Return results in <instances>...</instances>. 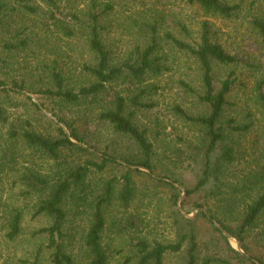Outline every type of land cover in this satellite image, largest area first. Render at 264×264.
Here are the masks:
<instances>
[{
    "label": "rangeland",
    "instance_id": "rangeland-1",
    "mask_svg": "<svg viewBox=\"0 0 264 264\" xmlns=\"http://www.w3.org/2000/svg\"><path fill=\"white\" fill-rule=\"evenodd\" d=\"M2 1L5 9L0 15V81L7 83V92L0 90V106L8 121L0 124V264H52L48 238L41 233L51 226L52 220L37 215L38 202L47 193L26 186L23 177L32 172L52 178L58 172V166L47 156L27 148L22 140H11L10 134L13 130L22 131L29 122L32 130L47 138H57L59 128L71 136L69 128L59 121L61 118L78 129L83 138V143L72 141L87 149V152L67 153V163L97 160L94 154L107 153L123 165L95 175L92 182L102 185L104 180L121 177L127 172V166L139 173L132 174L136 194L131 206L124 208L116 201L107 210L104 243L111 252L109 264H129V258L134 257L133 246L140 239L164 244L176 242L179 233L175 223L177 210L186 219L196 221L200 264L207 259L213 260L211 264H223L222 261L252 264L236 258L234 252L251 257L237 240L224 234L227 231L217 221L222 220L227 226L236 228L242 222L244 208L264 192V186H261L253 191L245 189L243 194L237 195V189L243 188L245 175L257 170V161L264 152V114L258 100L260 94H264V43L251 28L248 13L241 14L239 20L228 21L209 18L198 7L192 8L180 0H95L99 5L98 12H103L107 5L114 7L99 20L102 38L113 53L114 64H122L134 57L139 49H145L151 37L146 24L152 22V17L162 18V37L170 33L191 45L200 42L202 23L209 21L213 32L218 33L216 42L231 55H238L243 62L239 66H215L216 85L235 73L237 83L229 96L231 107L225 121L236 120L242 125L252 123V127L243 136L238 133L232 136L236 161L224 169L217 181L212 180L208 187L187 200V189H193L203 173L204 155L199 148L204 143L205 132L179 118L175 109L181 107L191 116L209 112V107L200 103L197 96L204 92L198 62L165 41L161 52L168 58L169 71L161 77L149 79L142 87H133L129 91H126L128 85L119 83L108 88L98 102L82 107L67 106L39 92L53 87L54 69L63 72L75 91L94 82L84 71V66L97 64L88 43L93 0H55L56 7L48 5L46 0ZM227 1L235 3L239 0ZM251 1L246 0V8ZM257 3L264 7V0ZM180 23L188 33L184 34ZM6 44L21 47L9 51L5 49ZM182 81L192 86L197 94L185 93L180 85ZM14 83L24 89L15 88ZM155 87L158 88L156 91ZM138 88L152 92L143 98L153 107L138 110L134 118L136 126L146 132L154 145L155 173L151 177L147 169L126 163L142 157L137 143L126 135L117 134L97 117L103 108L110 107L116 93L137 94ZM14 146L16 154L11 159L6 150ZM156 179L172 183L181 191L177 206L171 201L170 187L157 183ZM117 189L118 192L121 190L120 184ZM236 195L243 201V208L229 213L223 200ZM185 200L187 203L183 207ZM67 209L70 213L67 252L76 264H86L82 237L89 227V212L78 214L73 203ZM201 211L214 219L202 218L199 216ZM17 213L22 214L21 233L15 241H9L8 224ZM261 236H264V218L246 240L252 254L258 257H264ZM39 251L42 252L37 262ZM184 253L167 254L165 264H186ZM134 263L136 260L130 264Z\"/></svg>",
    "mask_w": 264,
    "mask_h": 264
},
{
    "label": "trees",
    "instance_id": "trees-1",
    "mask_svg": "<svg viewBox=\"0 0 264 264\" xmlns=\"http://www.w3.org/2000/svg\"><path fill=\"white\" fill-rule=\"evenodd\" d=\"M48 5L56 7L55 0H46ZM181 2L198 7L205 16L213 19L222 20H239L241 14L248 13L250 17V26L264 43V7L257 3L258 0L251 1L247 5L246 0H239L230 3L227 0H180ZM94 11L89 13L90 17V39L89 48L96 56L97 64L95 66H84L86 71L94 82L88 86L80 88L78 91L71 88L68 84V79L63 72L56 69L52 72L53 87L47 90H41L39 94L56 99L59 102L72 107H82L88 103L100 101L108 88L123 84L129 87V91L133 87H142L149 79H157L169 71L168 58L162 54V43L167 41L173 45L176 50L186 53L194 58L199 66L201 80L204 92L197 94V91L186 82H181L180 85L187 94L198 96L200 103L209 107V112L203 116H191L181 107L175 109V114L184 121L205 132L203 145L199 150L204 155L203 173L200 180L193 189H187V200L194 194L199 193L204 188L208 187L212 180H218L223 174L224 169L232 165L236 161V149L232 141V136L238 133L240 136L248 133L252 127L242 125L236 120L225 121L229 107V96L234 91L237 83L235 73H232L219 86L216 85L215 66H239L243 62L237 55H231L222 44L216 42L218 33L213 32L212 24L209 21L202 23L200 42L196 45L187 44L184 41L177 39L173 34L165 33L162 37L161 19L152 17V22L146 24L150 31V39L145 49L138 50L134 57L129 58L122 64L113 63V53L106 46L102 38V26L100 19L103 14L113 10L112 5H107L103 12H98L99 5L95 0L92 2ZM5 9V4L0 0V15ZM28 10L34 11L30 7ZM96 9V12H95ZM245 11V12H244ZM157 13V12H155ZM145 14V13H144ZM159 14V13H158ZM157 16V15H154ZM1 25V24H0ZM184 34L188 33L187 28L181 23L179 24ZM71 33V32H70ZM25 47V42L23 43ZM20 45L6 44L5 49L13 51L19 49ZM161 52V53H160ZM2 58L0 55V63ZM262 84V83H261ZM260 84V86H261ZM6 82L0 81V90L7 92L5 87ZM14 87L23 90L24 87L14 83ZM155 91L158 88H153ZM137 94L124 96L115 94L110 102V107L103 108L98 119L112 127L117 134L126 135L133 139L140 151L142 157L137 161H126L129 166L147 169L151 174L155 173L154 167V145L147 138L145 131H141L134 123L136 112L148 106L143 97L150 95L151 89H137ZM261 108L264 114V94L261 93L258 97ZM8 119L5 116L4 110L0 106V124L6 123ZM71 131V136H68L62 128H59V136L57 138H47L31 129V124L28 122L27 127L18 132L13 130L10 134V139L21 141L31 150L41 153L52 161L56 162L58 172L52 176L44 177L41 174L30 173L23 177L26 186L37 189L39 192L47 195L38 202L37 215L46 216L52 220L50 227L43 229L42 234L48 238V249L52 251V264H76L73 256L67 252L69 243V235L67 225L69 223V211L67 207L73 203L78 214L81 211L89 212V227L82 237L86 264H109L111 252L104 243L105 232L107 230L108 218L107 210L113 206L114 202H119L124 208L131 206L135 194L136 185L131 167L127 166V172L121 177H113L104 180L101 184L92 182V177L95 175L105 174L113 166H123L113 156L105 153L102 156H97V160L90 159L83 163H67L65 156L67 153L87 152L83 146L77 145L72 141L83 143L78 129L71 126L66 120L59 119ZM264 149V147H263ZM11 159L15 157L16 146L9 147L6 150ZM218 152H220L218 154ZM260 161H257L255 171H250L246 174L242 182L243 188L237 189L238 193L243 194L245 189L253 191L258 187L264 186V152ZM139 174V173H138ZM157 183L165 184L172 190L171 201L174 206H177L182 195L172 183L165 180L156 179ZM121 185V190L118 192V185ZM98 189V190H97ZM244 189V190H243ZM229 196L223 200L225 207L229 213H235L243 208V201L238 196ZM248 197V196H247ZM187 201L183 202V207ZM203 208L202 205H198ZM211 212V211H209ZM84 213V212H83ZM242 222L236 228L227 226L222 220H218L219 224L235 238L244 251L251 257L247 258L237 252H234L236 258L244 263H253L252 259L260 264H264V257L256 256L250 251V247L246 244V240L250 233L257 227L260 220L264 218V192H260L250 204L243 210ZM199 216L210 219L201 211ZM176 227L179 229L177 241L174 243L164 244L161 242H149L145 239H140L134 244V257L129 258V264L136 260L134 264H165L167 254L180 253L184 251L186 255V264L199 263V242L198 232L195 220H188L183 217L179 211H176ZM22 214L17 213L12 217L8 224L7 239L15 241L21 233ZM212 224V223H211ZM135 226V224H133ZM216 229V228H215ZM219 232L218 229H216ZM225 240L226 238L222 236ZM264 240V236H261ZM41 252L37 254V262L41 257ZM213 260L207 259L203 264H211ZM223 264H230L227 261H222Z\"/></svg>",
    "mask_w": 264,
    "mask_h": 264
},
{
    "label": "water",
    "instance_id": "water-1",
    "mask_svg": "<svg viewBox=\"0 0 264 264\" xmlns=\"http://www.w3.org/2000/svg\"><path fill=\"white\" fill-rule=\"evenodd\" d=\"M227 237H229L230 239H234V240H236L235 238H233L228 232H225L224 233ZM236 242H238V241H236ZM240 250H242V249H240ZM240 252H243V251H240Z\"/></svg>",
    "mask_w": 264,
    "mask_h": 264
}]
</instances>
